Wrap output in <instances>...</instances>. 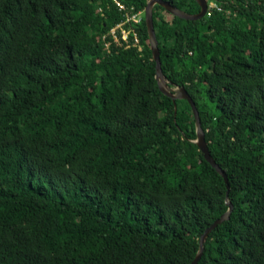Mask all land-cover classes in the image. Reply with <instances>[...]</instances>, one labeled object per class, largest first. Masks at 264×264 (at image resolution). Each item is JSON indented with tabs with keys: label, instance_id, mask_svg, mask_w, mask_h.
<instances>
[{
	"label": "trees",
	"instance_id": "obj_1",
	"mask_svg": "<svg viewBox=\"0 0 264 264\" xmlns=\"http://www.w3.org/2000/svg\"><path fill=\"white\" fill-rule=\"evenodd\" d=\"M208 1L153 29L230 189L149 0H0V264H192L228 202L198 264H264V0Z\"/></svg>",
	"mask_w": 264,
	"mask_h": 264
},
{
	"label": "water",
	"instance_id": "obj_2",
	"mask_svg": "<svg viewBox=\"0 0 264 264\" xmlns=\"http://www.w3.org/2000/svg\"><path fill=\"white\" fill-rule=\"evenodd\" d=\"M200 8L201 11L197 15H190V14H185L183 12H180L176 8L170 6L167 3L162 2L161 0H149L148 6L145 11V16H144V22L146 26V30L148 33V38L149 42L151 45V51L153 53V60L156 63V81L158 83V87L160 92L166 96L167 98L171 99L174 103H177L178 101L182 102L185 101L187 102L193 111L194 117H195V122H196V128H197V142L195 143L198 147L199 150L204 154L205 159L224 177L226 183H227V188L230 189V186L228 185V178L224 171L220 168V166L216 163V161L213 159L209 148L208 144L205 139V132L202 128L201 125V120L199 116L198 109L193 102L192 98L188 95V93L184 89H171L170 86L171 84L167 81L166 77L163 74L162 71V63H161V54L159 51V45L158 41L155 38L154 34V29H153V19H152V12H154V8L156 6H160L162 9H164L167 13L170 15L179 18L181 20H200L204 17L207 16L208 9H209V1L208 0H195ZM229 205V211L224 214L220 219H218L204 234L200 241V252L196 258V260L192 264H198L200 260L203 257L204 254V245L209 237V234L217 228L219 225L223 224L225 221H228L230 219L232 210H233V205L228 202Z\"/></svg>",
	"mask_w": 264,
	"mask_h": 264
},
{
	"label": "built area",
	"instance_id": "obj_3",
	"mask_svg": "<svg viewBox=\"0 0 264 264\" xmlns=\"http://www.w3.org/2000/svg\"><path fill=\"white\" fill-rule=\"evenodd\" d=\"M213 6L216 7L215 5H213ZM139 21H140V15H139V16H136V17H133V18H128V19H127V24H130V23H133V24H139ZM123 25H125V23H124ZM118 28L121 29V28H122V25L119 26ZM114 31H115V29L112 30V31H110V33L113 35V34H114ZM121 36H122V40H123V41H126L128 34L124 33V32L121 30ZM135 43H136V41H135Z\"/></svg>",
	"mask_w": 264,
	"mask_h": 264
},
{
	"label": "rangeland",
	"instance_id": "obj_4",
	"mask_svg": "<svg viewBox=\"0 0 264 264\" xmlns=\"http://www.w3.org/2000/svg\"><path fill=\"white\" fill-rule=\"evenodd\" d=\"M177 92V90H175Z\"/></svg>",
	"mask_w": 264,
	"mask_h": 264
}]
</instances>
